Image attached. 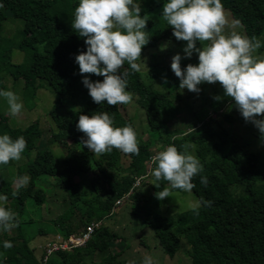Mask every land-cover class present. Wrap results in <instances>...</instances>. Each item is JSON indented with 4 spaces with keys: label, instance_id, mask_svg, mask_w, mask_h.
Returning a JSON list of instances; mask_svg holds the SVG:
<instances>
[{
    "label": "trees",
    "instance_id": "1",
    "mask_svg": "<svg viewBox=\"0 0 264 264\" xmlns=\"http://www.w3.org/2000/svg\"><path fill=\"white\" fill-rule=\"evenodd\" d=\"M221 3L224 10L231 13L233 20L240 22L238 26L244 31L241 35L255 36L264 42V0H221ZM78 4L74 0H0V39L3 25L9 18L22 20L24 28L20 33L19 50L31 52L27 66L14 67L8 51H0V90H7L1 77L5 73L14 81L24 80L27 88L35 86L39 79L48 82L60 95L59 103L63 107L69 99L83 103L80 109L71 111L68 115H62L58 107L52 112L54 122L60 130L56 140L67 151L63 168L59 167L53 150L38 145V139L44 136L39 123L32 124L26 130L13 129L9 118L0 114V135L8 134L13 139L23 136L27 145L22 155L27 156L31 151L38 150L36 157L30 158L25 169L19 172V180L24 173L31 175L27 186L19 185L17 188L16 183L6 176L0 178L2 194L15 203L13 211L19 215L17 221L20 223L19 237L22 239V243L18 244L16 237H11L9 231H3L0 264H42L45 244L32 245L23 230L28 223L24 217L29 200L40 207L49 200L48 191L42 185L43 176L58 177L66 192L68 209L59 204L61 213L52 220L59 227V235L69 237L79 234L94 222H104L112 216L116 209L115 203L130 191L131 204L140 205V192L137 189L143 184L140 182L136 187L134 184L148 175L153 178L151 173L155 165L151 161V148L153 145L161 147L166 141L168 146L174 145L181 152L184 151V145H189L188 151L194 146L196 157L203 164L204 171L192 181L195 184L192 191L201 203L199 208L170 217L156 214L150 220L162 249L167 255L174 257L180 250L182 240H186L190 245L189 257L192 264H264V187H257L258 182L263 179L260 164L262 152L252 150L250 143L238 142L224 127L223 123L231 127L237 122L244 125L249 123L245 122L230 98L224 96L222 105L228 106L225 112L220 106L210 105L215 115L223 112L220 115L223 123L219 119L210 118V110H207L199 117L198 127L169 136V123L178 114L170 97L179 88L180 80L169 69H162L158 58L153 56L148 67V82H159L167 71L172 74L176 88L163 94L147 86L139 72L128 77L126 91L133 94L132 103L135 102L146 113L150 132L160 134V137L169 136V141L157 139L153 143H138L139 155H126L113 149L111 153L95 156L81 145L84 134L76 128L80 115L92 116L108 112L114 121V127L131 125L135 131L136 128L134 120L124 117L120 112V108L125 105L109 106L106 101L102 104L94 103L82 83L83 76L75 57L87 50L84 43L86 38L80 37L71 27L74 9ZM160 6V0H143L141 15H150ZM166 40L183 42L178 41L173 36L172 28L166 26L150 38L149 43L143 47L142 54L149 49H157ZM142 54V60L137 62L144 68ZM255 55L264 58V47ZM127 68L125 64V69ZM86 75L92 81L103 80L102 76ZM221 90L224 94L222 87ZM150 161L151 169L148 174L147 166ZM200 176H207V187L200 183ZM153 181L152 189L155 192L168 185L161 181L159 187H156L154 178ZM85 184H88L90 190L85 188ZM172 192L182 190L174 189ZM202 201H212V204L210 207L204 206ZM74 216L79 217L76 225L71 222ZM46 232L42 229L39 233ZM57 236L58 234L51 239L54 240ZM122 239L118 231L103 224L95 231L86 247L72 252H58L50 258L49 264H86L88 258L94 259L96 256L103 258L104 264H125L121 253L113 251L115 243ZM6 240L12 242V248L3 247Z\"/></svg>",
    "mask_w": 264,
    "mask_h": 264
},
{
    "label": "clouds",
    "instance_id": "2",
    "mask_svg": "<svg viewBox=\"0 0 264 264\" xmlns=\"http://www.w3.org/2000/svg\"><path fill=\"white\" fill-rule=\"evenodd\" d=\"M161 17L178 41L187 42L183 58L190 59L193 53L198 54V64L190 63L184 69L181 68V55L173 56L171 69L180 80L179 88L199 93V85L219 83L224 96L234 101L245 122H251L264 139V58L254 55L264 47V42L236 31L225 34L229 21L221 0H167ZM147 22L134 0H79L71 27L80 37L86 38L87 50L76 55L75 62L94 103L106 101L109 106H117L132 102L133 94L126 91L128 77L141 71L142 65L137 61L142 60V49L150 40L145 31ZM239 23L234 21L231 27ZM197 42L201 47H197ZM86 74L102 76L103 80L92 81ZM0 96L6 99L9 114L19 115L23 105L18 102L17 95L0 90ZM214 99L220 101L222 97ZM113 125L108 112L80 115L76 128L84 134L81 145L95 156L111 153L113 149L126 155H139L133 127ZM26 145L23 136L13 139L8 134L0 135V165L21 159ZM183 147L181 152L169 145L152 157L155 167L151 174L157 182L155 186L159 187L161 181L169 185L155 193L158 200L170 197L174 189L191 192L195 187L193 179L204 171L198 157L189 153V145ZM25 182L21 179L20 186ZM208 182L207 176H200L203 186L207 187ZM6 200L7 196H0V201ZM202 203L210 207L212 201ZM16 226L15 214L0 206V229L8 232ZM3 247L10 249L13 244L6 240ZM144 264H152L151 259L146 257Z\"/></svg>",
    "mask_w": 264,
    "mask_h": 264
},
{
    "label": "rangeland",
    "instance_id": "3",
    "mask_svg": "<svg viewBox=\"0 0 264 264\" xmlns=\"http://www.w3.org/2000/svg\"><path fill=\"white\" fill-rule=\"evenodd\" d=\"M79 3V0H74ZM162 6L156 9L155 12L150 15H145L147 18V27L145 31L148 32L150 38L155 34H158L164 27L167 26L166 22L162 19L163 5L167 0H160ZM134 4L139 7L143 4V0H134ZM229 26L225 29V34H229L231 31H236L239 34H244L243 29L240 26L232 28L231 25L234 22L230 12L225 11ZM24 22L19 19L9 18L3 25V32L1 35L0 51H8L9 57L12 59V65L16 66H27L31 52L25 53L19 50L20 33L23 31ZM186 41L176 43L175 41H162L157 49L147 50L143 56L145 62L144 68H141V75L147 86L155 88V90L168 94L171 90L176 88L174 85V78L171 73L175 76L171 69L172 58L176 54H180L181 68L184 69L188 64H198V54L193 53L192 57L183 58V49L186 47ZM197 47H201L200 43L197 42ZM255 55V54H254ZM156 56L157 61L162 65V69H169L171 72L165 73L159 82L153 83L148 82V67L152 60V57ZM143 62V63H144ZM3 78V85L7 88L6 91L14 92L18 97V102L22 103L23 108L19 115L11 116L9 114V107L4 97L0 96V114L9 118L10 125L13 129L26 130L29 126L35 123H39L42 130L44 131L43 138L38 139V145L47 146L55 152L56 159L60 168L64 167V158L66 156V149L56 140V135L60 133L54 122L52 112L58 107L62 115H68L69 112L78 110L83 104L79 100L69 99L66 106H61L59 103L60 95L54 90L53 86L48 82L39 79L35 86L26 87L24 80L14 81L10 75L5 73L1 76ZM176 77V76H175ZM177 78V77H176ZM179 79V78H178ZM201 91L199 93H193L187 89L176 88L172 92L171 102L176 107L178 114L174 120L169 123L170 135L173 133L180 134L182 132L190 131L191 129L198 127L200 124V118L204 113L209 111V117L212 119H219L223 123V119L220 117L223 112L228 110V106H223L224 94L221 90L219 83L216 84H201ZM215 96H221L222 99L217 101L214 99ZM218 104V105H215ZM210 105L220 106L223 108V112L219 115H215L214 111L210 109ZM121 114L126 118H132L135 122L137 141L138 143L152 141H169V136L160 137V134L151 133L148 128L146 120V113L135 104L131 102L120 108ZM261 118V117H258ZM227 131H229L233 138H236L240 143H250V147L253 150L260 151L261 159L260 164L263 170L264 179V141L261 139L258 129L249 122L248 125L237 122L232 127L223 123ZM162 138V139H161ZM168 138V139H167ZM72 142V141H71ZM168 146L167 141L161 147L152 146L151 155H156L159 151L163 150ZM189 153L196 156L195 147L191 146ZM37 149L30 152L29 155H21V159L18 161H12L5 168L1 169L3 165H0V178L6 176L9 180L16 183L17 188L20 185L19 172L21 169H25L29 159H34L37 155ZM152 161V160H151ZM151 161L148 162V174H150ZM150 165V166H149ZM31 175L27 172L24 173L23 178L26 182L23 184L27 186L29 184ZM43 176L41 179L44 181L42 185L46 187L49 195L47 203L40 207L36 202L29 200L25 212L24 219L28 222L24 226V233L27 238L31 241L32 245H44L51 237H55L56 234H60L59 227L52 220L54 216L61 213L62 204L65 209H68V204L65 201L66 192L62 185L59 183L58 177ZM141 179V178H140ZM258 182L257 187H264V180ZM143 186L138 188L140 192V205L133 206L132 201H123L121 205L116 206L112 216L105 219L102 224L111 229L118 231L122 236V241H117L113 247L114 252L121 253V259L125 264H144L145 258L151 259L152 264H192L189 251L190 245L186 240H182L181 247L176 256L170 257L162 249L159 244L157 237L155 236L154 230L150 225V220L156 214H161L164 217H170L177 213H183L197 209L201 206L199 198L191 192H172L171 196L164 199L163 201L158 200L155 196V191L152 189L154 184L153 178L146 176L140 181ZM169 187V185H166ZM85 188L90 190L88 184H85ZM0 196L2 194V185L0 184ZM0 206L10 208L15 214L16 224L11 231H9L11 237H16L18 244L22 243V239L19 237V226L17 218L19 215L16 214L13 209L15 208L14 201L6 200L0 201ZM33 219V221H29ZM79 220L78 216H74L71 222L76 225ZM95 220V219H94ZM42 229L46 230V234L39 233ZM83 230V228H81ZM3 230L0 229V246L2 245L1 235ZM86 264H104L103 258L96 256L94 259L88 258Z\"/></svg>",
    "mask_w": 264,
    "mask_h": 264
},
{
    "label": "built area",
    "instance_id": "4",
    "mask_svg": "<svg viewBox=\"0 0 264 264\" xmlns=\"http://www.w3.org/2000/svg\"><path fill=\"white\" fill-rule=\"evenodd\" d=\"M142 177L141 179H143ZM141 179L137 180L134 187L140 184ZM131 191L124 195L115 203V207L122 204L123 201L129 200ZM102 221L94 222L90 224L85 230L79 234H73L69 237L58 235L54 240L50 239L44 246L45 255L42 260V264H49L50 258L58 252H72L75 249L86 247V245L92 239L95 231L102 226Z\"/></svg>",
    "mask_w": 264,
    "mask_h": 264
}]
</instances>
